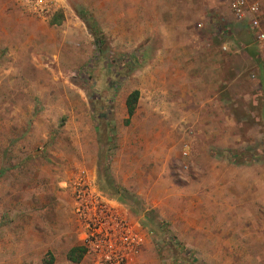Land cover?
Listing matches in <instances>:
<instances>
[{"label":"rangeland","instance_id":"374dc122","mask_svg":"<svg viewBox=\"0 0 264 264\" xmlns=\"http://www.w3.org/2000/svg\"><path fill=\"white\" fill-rule=\"evenodd\" d=\"M163 1L162 35L130 52L75 0L58 24L0 13V264H93L70 188L82 169L136 224L130 264H264V43L229 0ZM24 27L71 37L13 46Z\"/></svg>","mask_w":264,"mask_h":264},{"label":"built area","instance_id":"2783aa9c","mask_svg":"<svg viewBox=\"0 0 264 264\" xmlns=\"http://www.w3.org/2000/svg\"><path fill=\"white\" fill-rule=\"evenodd\" d=\"M28 13L41 18L51 17L57 0H16ZM234 18L253 31V39L264 43V0H229ZM73 211L81 225V241L93 264H130L141 244V235L130 217L98 190L87 169L73 178Z\"/></svg>","mask_w":264,"mask_h":264},{"label":"crops","instance_id":"0c3cea01","mask_svg":"<svg viewBox=\"0 0 264 264\" xmlns=\"http://www.w3.org/2000/svg\"><path fill=\"white\" fill-rule=\"evenodd\" d=\"M163 2V0H75V4L82 10L80 12L82 16L85 13L84 8L90 11L91 27L98 26L108 36H112L115 39V45L118 46V51L121 52H130L138 45H143L147 37L155 36L158 33L162 35ZM57 8H59L58 10L62 8L66 15L69 14L67 10L70 6L67 0H57ZM0 13L5 17L19 15V19L30 18L29 15L26 16L27 14L16 0H0ZM53 15L47 19H38L48 21ZM54 24H58V22ZM261 28L264 29V21L261 23ZM248 31L249 35L253 37V30L248 28ZM8 32L13 46L23 47L22 45L26 43L24 46H33L35 51L43 46L65 48L67 38L71 37L69 31L60 27L58 29L24 27L20 31L10 28ZM175 47L158 44L156 50L158 52H173ZM210 50L212 53L217 52L215 47H210Z\"/></svg>","mask_w":264,"mask_h":264},{"label":"trees","instance_id":"16d2710c","mask_svg":"<svg viewBox=\"0 0 264 264\" xmlns=\"http://www.w3.org/2000/svg\"><path fill=\"white\" fill-rule=\"evenodd\" d=\"M58 21H59V19H58L56 14L53 15V17L50 20V22H52V23H56ZM96 39L99 40L97 35H96ZM138 96H139V91L137 89L132 90L126 96L125 105H126L127 117L124 120V123H128L129 120H130L131 115L134 113L135 108H136V103H137V100H138ZM84 253H85V248L83 246L71 247L69 249L68 253H67V259L72 261V262H76L77 263L83 257Z\"/></svg>","mask_w":264,"mask_h":264}]
</instances>
